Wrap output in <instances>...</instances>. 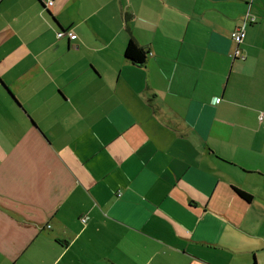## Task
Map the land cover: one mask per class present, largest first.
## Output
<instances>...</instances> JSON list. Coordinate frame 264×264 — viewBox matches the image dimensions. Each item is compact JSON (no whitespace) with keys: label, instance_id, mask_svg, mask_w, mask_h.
Segmentation results:
<instances>
[{"label":"crops","instance_id":"0c3cea01","mask_svg":"<svg viewBox=\"0 0 264 264\" xmlns=\"http://www.w3.org/2000/svg\"><path fill=\"white\" fill-rule=\"evenodd\" d=\"M48 1L0 0V264H264V0Z\"/></svg>","mask_w":264,"mask_h":264},{"label":"trees","instance_id":"16d2710c","mask_svg":"<svg viewBox=\"0 0 264 264\" xmlns=\"http://www.w3.org/2000/svg\"><path fill=\"white\" fill-rule=\"evenodd\" d=\"M149 52L142 47H140L134 39H130L126 50L125 56L130 59L135 64H144L147 60ZM235 192L243 199L247 201H251L253 196L252 194L248 193L247 191L234 187Z\"/></svg>","mask_w":264,"mask_h":264},{"label":"built area","instance_id":"2783aa9c","mask_svg":"<svg viewBox=\"0 0 264 264\" xmlns=\"http://www.w3.org/2000/svg\"><path fill=\"white\" fill-rule=\"evenodd\" d=\"M53 0H49L47 2V5L52 4ZM59 36H63L64 32H59L58 33ZM231 37L233 39V41L235 42V44L237 45L236 49H235V56L240 54V49H239V44L244 40V38L246 37V30L244 25L237 27L232 33H231ZM84 221L86 220V218L83 219Z\"/></svg>","mask_w":264,"mask_h":264}]
</instances>
